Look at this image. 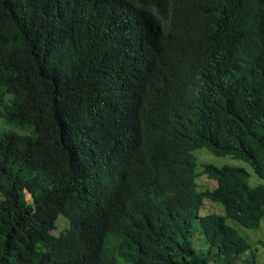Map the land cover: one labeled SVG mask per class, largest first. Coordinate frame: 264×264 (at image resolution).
I'll return each mask as SVG.
<instances>
[{"label":"trees","instance_id":"1","mask_svg":"<svg viewBox=\"0 0 264 264\" xmlns=\"http://www.w3.org/2000/svg\"><path fill=\"white\" fill-rule=\"evenodd\" d=\"M170 2L201 34L187 42L206 70L213 109L197 118L207 146L239 165L203 168L219 180L206 196L222 200L224 215H201L204 196L177 184L195 174L190 153L170 173L156 164L170 143L133 135L146 125L128 98L134 82L145 77L149 91V78L175 82L184 70L141 51L155 38L152 11L164 15ZM249 26L259 41L231 45L221 77L215 28L234 40ZM263 40L264 0H222L217 10L204 0H0V264H264L226 222L256 227L264 217V184L251 186L244 169L264 180ZM125 182L143 194L126 202L114 191Z\"/></svg>","mask_w":264,"mask_h":264},{"label":"clouds","instance_id":"2","mask_svg":"<svg viewBox=\"0 0 264 264\" xmlns=\"http://www.w3.org/2000/svg\"><path fill=\"white\" fill-rule=\"evenodd\" d=\"M201 1V0H200ZM205 4H212L213 10H217L222 4V0H204ZM168 11L164 15H159L156 11L153 12V22L150 24V29L155 34V38L152 40L150 37L151 45L143 48L142 53L147 51H153L156 54L161 53V58L168 63H171L175 67L183 68V72L180 77L173 82L174 75L163 77L160 79H150L151 89L148 91L144 88V78L142 80L137 79L134 82V87L138 90L132 93L128 98L131 103L135 106L134 115L146 121L144 126L138 119L135 122H139L137 125L139 128L134 127L133 135L137 138H141V141L154 140L155 143L161 144L170 143L171 150L168 157L156 158V164L162 167H167L171 173V168L179 166V162H182L187 156V152L191 154L195 162V174L192 177H184L177 184L180 188L197 195H203L199 212L201 215L210 214L206 213V204L212 205V202L220 203L222 206V200L209 198L206 195H210L212 192L218 189L220 183L216 176H210L204 171L205 164H213L214 166L220 167L223 165H235L237 163H225L222 165H216L209 161L210 156L222 157L215 155L214 150L211 146H207V140L209 133L206 134L203 126L200 124L197 114L208 119V114L212 109H205V96H206V70H204L203 64L193 59L194 47L188 44V40H193L199 37L201 34L197 31L187 27L186 20L182 13L184 8L179 3L170 2L167 4ZM213 26V24H212ZM191 27L199 29L191 23ZM203 27V24H202ZM201 27V29H202ZM215 28V27H214ZM219 33V39L217 47L220 50V54L214 59V63L218 69V73L221 77H226L229 70V61L231 58L230 46L233 45L238 49L242 46V37L249 35L254 42L247 41L246 43H255L259 39L250 26L243 29L242 32L234 35V40L230 39V33L227 29H217ZM210 35L212 36L211 30ZM157 41V43H156ZM245 46V45H243ZM259 47V53L264 49V40ZM146 48H152L151 50H144ZM184 52L187 55L188 63L179 64L180 53ZM254 93V92H253ZM238 97V96H237ZM239 98V97H238ZM236 99V98H235ZM246 102H250L246 99L240 98ZM237 100V99H236ZM239 101V100H238ZM229 100H223L218 108L220 111L225 112ZM243 102V103H246ZM157 126L159 131H155L154 127ZM186 141L187 149L180 150L178 147ZM149 147L148 152L154 147ZM154 157V156H152ZM150 157V158H152ZM191 161V160H190ZM244 169L248 173V182L251 176L255 175L253 170L252 173L244 165ZM256 176V175H255ZM257 177V176H256ZM206 178V181L201 179ZM214 180L216 185L211 182ZM250 184V183H249ZM260 184V183H258ZM263 184V183H262ZM257 185V184H255ZM251 185V186H255ZM119 197L125 198L126 202L130 200L133 202L137 195H142L140 190L135 185H130L128 182L123 184L121 190L114 189ZM224 208V207H223ZM211 212V213H216ZM219 214V213H216ZM225 214V212H224ZM220 214V215H224ZM264 218V217H263ZM262 218V219H263ZM231 219V217L226 218ZM254 225L256 227L245 226L235 219L240 225L246 228L257 229L261 225V221ZM233 227V226H232ZM264 228V224L261 229ZM236 229V228H235ZM259 229L258 231H248L242 229L238 235L248 240L252 247H258L256 242H252V235H262L264 232ZM258 242H263L259 239ZM124 264H128L121 260Z\"/></svg>","mask_w":264,"mask_h":264},{"label":"rangeland","instance_id":"3","mask_svg":"<svg viewBox=\"0 0 264 264\" xmlns=\"http://www.w3.org/2000/svg\"><path fill=\"white\" fill-rule=\"evenodd\" d=\"M209 161L214 163V164H216V165H222V164H225V163H237L238 164V162H236L235 160L230 159L228 156H222V157L210 156ZM246 167L252 173V171L249 168V166H246ZM201 181H206V178L201 179ZM211 182L214 184V186L216 185V182L214 180H211ZM249 183H250V185H255V184H258V183H263L264 184V180H262V179L256 177L255 175H253V176L250 177ZM0 198H1V194H0ZM26 198L28 200H30V198H31L30 194L26 193ZM210 202L212 203V205L206 204V206H205L204 210L206 211V213L207 212L211 213V212L217 211L216 213L224 214V208H223V206L220 203L212 202V201H210ZM227 223L229 225L233 226L234 228H236L238 233H240V231L242 229H245V230H248V231H258L259 229H261V227L264 224V218L261 221L260 227L257 228V229H251V228L243 227L238 222H236V221H234L232 219H227ZM66 226H67V222L61 218L59 220V222H58V229H56L55 231L59 232V229H61L63 227H66ZM261 231L264 232V228H262ZM197 237L200 238V234L199 233H197ZM251 239H252V242H256L257 246L260 247L263 250V252H264V247L261 245V243L258 242L259 239L264 240V233L262 235H252ZM205 246H207V244H205Z\"/></svg>","mask_w":264,"mask_h":264}]
</instances>
